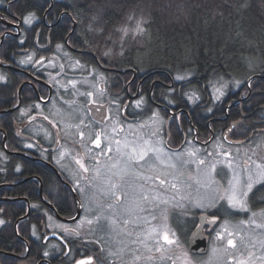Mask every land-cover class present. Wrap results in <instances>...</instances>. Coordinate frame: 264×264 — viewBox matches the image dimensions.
Returning a JSON list of instances; mask_svg holds the SVG:
<instances>
[{"label":"flooded vegetation","instance_id":"flooded-vegetation-1","mask_svg":"<svg viewBox=\"0 0 264 264\" xmlns=\"http://www.w3.org/2000/svg\"><path fill=\"white\" fill-rule=\"evenodd\" d=\"M65 7V0H0V231L11 225V241L18 244L0 248V264H75L89 258L91 264H112L107 246L115 238L100 223H94L92 237L84 234V199L90 188L102 193L101 183L110 177L103 166L124 159H117L116 141L132 133V123L147 107L163 118L162 151L174 153L188 142L207 147L216 139L253 148L264 135V105L248 110L246 104L251 89L231 90L216 102L217 110L209 97L195 100V106H207L201 126L194 110L162 99L164 91L174 92L175 81L150 79L106 61L99 49L77 47L76 22L68 26ZM29 15L35 18L25 23ZM174 120L181 135L177 144L175 135H165V125ZM97 134L99 147L93 143ZM260 185L264 180L249 191L245 212L264 209L251 202ZM77 209L78 216L68 221ZM47 217L55 220L52 227ZM77 221L79 229L73 227ZM49 233L58 237L46 238Z\"/></svg>","mask_w":264,"mask_h":264},{"label":"rangeland","instance_id":"rangeland-1","mask_svg":"<svg viewBox=\"0 0 264 264\" xmlns=\"http://www.w3.org/2000/svg\"><path fill=\"white\" fill-rule=\"evenodd\" d=\"M130 17H127L124 25L118 27L117 32L121 39L128 36L135 37L139 34L135 31L139 19L136 17L129 19ZM124 29L128 30L127 33ZM98 54L101 58L112 59L111 56H115L117 53L116 51L112 53L111 49H99ZM230 85L235 90L241 83L237 84L234 80L211 82L209 85L211 101L214 103L221 101V97L225 95V90ZM193 98L194 95L189 94V104ZM261 109L264 110V107ZM144 110L146 113H140L141 118L137 124L132 123V127L129 129L132 133L119 140L121 144L119 145L118 160L125 159L126 156L122 154H130L133 148L145 146V142H147V146L161 150V139L164 136V134L162 135L163 118L157 113L149 114L150 107ZM261 114L264 115V111ZM174 122L175 120L169 125H165V135H175L172 142L177 144L181 141V138L177 137L181 135H179ZM262 137L253 148L246 147V145L243 148L241 145L227 144L216 139L207 147L191 145L188 142L174 153L161 150L162 163H157L156 172L146 173L153 177L149 180L137 178L131 173L120 178L116 175L119 172L118 162L110 165L105 164L102 173L106 171L110 177L101 183L102 192L109 181L120 185L116 190L117 195H121L123 192L131 193L133 190L138 192L141 190L140 185H143V190L149 196V200L141 201L139 207L132 211H126L130 206V197L117 201L115 197L103 196L90 188L91 192L89 191L88 196L84 199L86 219H81L87 224L84 234L92 237L94 223L96 226L97 223H100L101 231L115 238L112 240L113 244L107 246L109 257H113L112 264H237V261H244V264H264V227L256 226V224L264 225V216L259 215L264 209L245 212V210L230 208L227 201V194L231 190L230 181H233L234 176L239 178L238 190L243 191L249 175L255 178L259 172L256 165H264V135ZM150 155L154 156L155 154L150 153ZM177 156H179V160ZM180 160L186 161V163L179 166ZM201 160L204 161L202 165L198 163ZM230 162L231 167H229ZM169 163L178 164V167L169 168L167 167ZM112 165H117V167L113 168ZM213 165H215L214 170ZM93 172L95 173L94 170ZM157 175L168 183L161 185L155 178ZM173 183L176 185L175 188L171 186ZM152 197H156V199L153 200ZM222 205L227 208V211L221 208L218 211L225 217L217 213L214 215L215 212L213 213L212 210ZM229 210L230 213H236V216L228 213ZM211 213L213 215H210ZM253 213L258 214L254 218L255 224L251 222ZM196 214H207L211 218L221 216L220 221L214 227L208 228L210 232L208 252L203 257H197L188 252L187 243L182 242L173 225L175 222L185 219L184 217H194L197 222L198 215ZM98 217H100L99 220L96 219ZM46 221L49 227L55 223V220L50 217H47ZM88 221H92V223H88ZM165 225L167 229H165ZM78 226L79 221L73 225L76 229H79ZM225 227L229 231L237 233L233 237L237 245L235 248L227 247L229 237L226 233H224L223 240L217 239V234L223 233ZM166 230H170L169 238L173 239L175 243L171 245L164 243L162 235ZM171 233H175V236H172ZM114 248L115 250H113ZM157 248L161 250L157 251ZM214 249L217 250L215 253Z\"/></svg>","mask_w":264,"mask_h":264},{"label":"trees","instance_id":"trees-1","mask_svg":"<svg viewBox=\"0 0 264 264\" xmlns=\"http://www.w3.org/2000/svg\"><path fill=\"white\" fill-rule=\"evenodd\" d=\"M65 1L68 26L71 20L76 22L72 41L77 47L111 49L117 54L104 58L106 61L146 73L150 79L175 81L174 92L164 91L162 99L173 102L177 109L194 110L201 126L207 106L193 102L210 98L211 82L234 80L241 83L238 87L244 94L250 88L248 110L264 104V0ZM128 16L139 19L143 32L121 39L117 30ZM231 90L230 85L225 94ZM189 94L194 95L190 104ZM212 109L219 107L213 102ZM251 202L264 205V185L254 189ZM219 209L212 212L223 216ZM184 218L173 224L183 243L196 224L194 217ZM208 230L204 231L209 239ZM12 237L11 225L0 231V248L18 249Z\"/></svg>","mask_w":264,"mask_h":264},{"label":"snow or ice","instance_id":"snow-or-ice-1","mask_svg":"<svg viewBox=\"0 0 264 264\" xmlns=\"http://www.w3.org/2000/svg\"><path fill=\"white\" fill-rule=\"evenodd\" d=\"M34 18H35L34 15L26 16L24 18V22L25 23H31L32 19H34ZM129 19H131V17ZM124 31H125V33H127L128 30L124 29ZM135 31L141 32V33L143 32V29L140 27L139 21L137 22V26H136ZM105 55H108V53H105ZM177 79H182V77L178 76ZM88 95L91 96L92 93H88ZM80 135H81V137H83V135H84L83 132H81ZM93 143H95L97 145V147L100 146V135L99 134H97V138L95 141H93ZM116 144L118 145L117 151H119L120 141H116ZM109 151H111V149H109ZM150 153H154L155 155L154 156L150 155ZM122 155L126 156V158L118 161L119 172L116 173V175H118L120 178H123L124 176L131 173L134 176H136L137 178H140L143 180L153 179L152 176H148V175H146V173L156 172L157 171V167H156L157 163H162L161 150L147 146V142H145V146H138L137 148H133L132 152L130 154L126 153V154H122ZM190 155H193V154L190 153ZM177 159L179 160V156H177ZM249 159H251V158L249 157ZM76 162L78 164H80L81 168H84L85 171L88 170L87 168H85L84 164L81 163V161L77 160ZM184 163H186V161L180 160L179 166H183ZM198 163L202 165V164H204V161L201 160ZM253 163H255V162L253 161ZM112 167L116 168L117 165H112ZM167 167L175 169L178 167V164L169 163L167 165ZM212 167L214 170L215 165H213ZM229 167H231V162L229 163ZM256 167H257V169H259V172L256 174L255 178L253 176L249 175L248 182L245 186V190H243V191L238 190V188H237V185L239 184L238 176H234L233 181H230L231 190L227 194V201H228V205L230 208L247 210V208H248L247 197L249 195V191L252 190L254 184L258 180H264V165L257 164ZM100 175H101V173L99 172V170H97V176H100ZM155 178L159 180L161 185L168 183V181L162 179L159 175H157ZM171 186L173 188L176 187V185L174 183ZM119 187H120L119 184L109 181L107 183L105 190L101 193V195L115 197V199L117 201L121 200L122 198L128 199L130 197V201H129L130 206L128 209H126V211H132L135 208L139 207V203L141 201L147 202L149 200V196L143 190V188H144L143 185H140L141 190L138 192L133 190L131 193L123 192L121 195H117L116 190ZM152 199L155 200L156 197H152ZM209 206H212V205H209ZM257 215H258L257 213H253V218L251 219V222L254 224L256 223L254 218ZM259 215L264 216V210H262V212L259 213ZM97 219L99 220L100 217H98ZM153 219H155V217H153ZM215 222H216V217L213 216L211 218V220L209 221V223H215ZM88 223H92V221H88ZM125 223H127V221H125ZM225 223L227 224V221ZM241 223H244V222L241 221ZM256 226L257 227H264V225H260V224H256ZM165 229H167L166 225H165ZM169 231L170 230L164 231V233L162 235V239H163L165 244L171 245V244L175 243V241L173 239L169 238ZM224 233H226L227 236L229 237L227 239V247L228 248H235L237 245H236V242L233 239V237L237 233H234L233 231H229L228 228L225 227L223 233L217 234V239L223 240L224 239ZM171 235L175 236V233H171ZM156 250L160 251L161 249L157 248ZM216 251H217L216 249L213 250L214 253ZM225 251H226V249H225ZM44 255L47 256L48 253L45 252ZM78 264H91V258H89V260L87 262L79 261ZM237 264H244V261H237Z\"/></svg>","mask_w":264,"mask_h":264},{"label":"water","instance_id":"water-1","mask_svg":"<svg viewBox=\"0 0 264 264\" xmlns=\"http://www.w3.org/2000/svg\"><path fill=\"white\" fill-rule=\"evenodd\" d=\"M79 210L77 209L76 216H74L71 219H68V221L75 220V218L78 216ZM215 223H209V221H206V214H200L197 218V225L196 227L190 232L188 238H187V250L191 254H202L206 251L208 237L204 234L203 228L205 226H214ZM58 237L55 233H49L46 238H55ZM79 262V261H78ZM76 262L75 264H78Z\"/></svg>","mask_w":264,"mask_h":264},{"label":"bare ground","instance_id":"bare-ground-1","mask_svg":"<svg viewBox=\"0 0 264 264\" xmlns=\"http://www.w3.org/2000/svg\"><path fill=\"white\" fill-rule=\"evenodd\" d=\"M199 215H200V214H199ZM199 215H198V216H199ZM198 216H197V218H198ZM196 225H197V222H196L195 226L193 227V229L196 227ZM193 229H192V230H193ZM192 230H191V231H192ZM189 234H190V233H189ZM188 236H189V235H188ZM187 238H188V237H187ZM186 243H187V240H186ZM208 244H209V239H208V242H207L206 251H205L204 253H202V254L195 255V254H191L190 252H189V253H190L191 255H194V256H197V257H203V256H205L206 253L208 252Z\"/></svg>","mask_w":264,"mask_h":264}]
</instances>
